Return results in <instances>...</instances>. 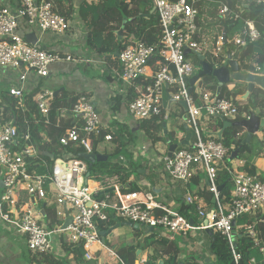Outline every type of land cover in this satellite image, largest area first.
I'll list each match as a JSON object with an SVG mask.
<instances>
[{
  "label": "built area",
  "instance_id": "1",
  "mask_svg": "<svg viewBox=\"0 0 264 264\" xmlns=\"http://www.w3.org/2000/svg\"><path fill=\"white\" fill-rule=\"evenodd\" d=\"M20 1L21 5L13 8L9 0H4L0 9V76L3 71L9 73L3 89L13 98L21 99L29 94V88L31 91L35 89L33 102L42 118L47 120L54 93L43 89L41 84L40 87L39 82L48 78L49 70L55 63L82 61L71 54L43 49L38 39L35 44L27 43L25 35L33 31L67 36L74 40L75 36L71 33L72 27L68 19L58 11L52 0ZM150 1L159 22L158 44H125L116 56L109 59L97 56L98 63L107 66V60H111L110 69L114 82L121 84L126 93L133 88L135 97L127 102L126 110L137 123L157 117L165 109L162 104L164 88L168 90L169 99L186 103V123L191 132V141L188 145L177 148L172 156L167 155L166 149L158 158L165 174L172 181L187 182L195 169L202 171L206 178L205 192L213 199L212 211L206 213L198 198L186 196L184 205L194 206L199 222V225L195 222L191 225L189 220L193 218L157 203L151 193L120 190L125 182H121L117 175L98 181L89 180L86 177L87 166L83 165L82 160H70L71 154L64 155L59 151L62 147L72 145L80 152L92 153L95 139L102 136L105 130L94 104L83 96L77 98L70 110L63 109L59 113V117L65 119L81 115L76 119L80 126L74 125L57 139L59 147L55 149L51 164L42 160L38 164L45 171L42 174L30 171L26 160L28 157L40 158L29 132L18 137L17 126L0 120V223L13 228L25 238L26 246L31 252L52 254L53 238L56 237L58 242L63 238L69 245L79 246L84 252L85 260L93 258L92 247L99 245L100 250H105L120 264L124 263L105 245L99 234L101 226H106L111 220H122L145 229L150 227L170 240L185 238L194 231L208 229L213 235L228 241L234 263L240 264L241 254L236 251L231 239L232 222H237L245 215L256 214L264 208V177L244 172L232 174L224 166L231 154L229 148L220 141L218 133H210L203 128L204 123L214 118L234 120L238 108L232 99L218 97L211 103L214 94L206 92L198 82L194 84L192 94H189L188 84L184 81V78L194 77L199 70L198 66L194 67L188 60L187 50L191 54H210L211 60L219 56L226 59L222 36L216 42L214 50L204 48L198 42L201 31L197 24L200 15L197 4L200 0ZM260 3L261 0H257L256 4ZM231 13L228 6H223L219 15L225 19ZM232 17L234 20L239 19L237 14L232 13ZM21 24L27 28V33L20 32ZM260 38L261 34L254 23L245 21L243 28L237 30L229 42L238 49L248 43H255ZM236 51L231 52V55ZM155 59L161 65L158 72H153L151 68ZM254 65H261V60L257 59ZM21 67L25 69H19ZM17 69L20 70L19 74L14 71ZM248 118V115H243V120ZM165 120H168L167 115ZM104 139L110 141L111 136L106 135ZM130 151L134 154L132 148ZM145 151L144 146L138 149V153L143 156ZM120 160L124 162L123 158ZM223 168L232 175L233 184L230 200L226 203L218 190V174ZM109 190L112 191L107 192ZM31 197L36 205L32 204ZM50 206L55 207L60 221L53 230L40 223L42 215L38 209ZM67 215L72 220L62 229ZM245 230L250 237H255L252 227L246 226ZM253 244L264 255V247L257 240ZM250 262L253 263L254 260ZM260 264H264V259Z\"/></svg>",
  "mask_w": 264,
  "mask_h": 264
},
{
  "label": "trees",
  "instance_id": "2",
  "mask_svg": "<svg viewBox=\"0 0 264 264\" xmlns=\"http://www.w3.org/2000/svg\"><path fill=\"white\" fill-rule=\"evenodd\" d=\"M11 6L19 7L21 5L20 0H9ZM55 2V0H52ZM95 0H92L94 2ZM96 6L98 10L104 12L103 16L98 22L92 18L87 26L90 30L87 37V47L98 54L113 56L116 52L120 51L123 44H130L135 42H143L149 46H155L159 42L160 29L159 22L156 13L150 15L153 10V5L150 0H120L119 7L116 6V0H96ZM176 1V0H171ZM244 1V0H243ZM200 0L197 4L199 11V18L197 24L200 27L201 34L197 38L200 44H205L211 50L215 49V44L222 36L223 29H227V44L223 46L224 50L227 48L231 53L235 50L241 51L238 58V63L242 70L252 71L254 70V64L257 59L264 62V58L255 52L256 48H260L264 52V3L256 4L257 0ZM90 2V3H92ZM247 5V8H243ZM0 0V9L2 8ZM223 6H228L233 14H237L239 19L234 20L232 13L225 19H222L219 15ZM15 8V7H14ZM62 8V7H61ZM62 8L60 11L66 18L69 17V12ZM87 13L91 14L93 10H87ZM129 19L136 18L133 22L127 23L123 38L121 41L117 40L115 32L119 30L122 23V14ZM82 19L85 20V16ZM88 14V15H89ZM140 15H144V18H138ZM150 17L147 18V16ZM91 16V15H90ZM245 21H251L254 23L256 29L260 32L261 38L255 43H248L243 48L236 49L230 41L235 32L244 26ZM218 65H222L224 60L222 56L214 59ZM264 65V64H263ZM262 65L258 67L261 68ZM151 68L153 72L161 70V65L156 63V59L152 61ZM206 84L204 90L215 94L216 85L212 83L211 78L205 79ZM231 90L226 86L223 88L220 98H231L234 104L238 108L237 117L234 120H227L229 122H239L243 120V115H248L250 112H257L260 116H264V92L259 89H255L246 101H236V97L243 95L246 92V86L243 84L230 83ZM34 94H26L21 99H16L4 90H0V120L4 122H12L18 128V137H23L24 134L29 132L31 142L35 148L37 154H40V158L28 157L26 158L30 171L35 173H44L45 171L39 166L41 160L48 165L51 164L50 159L45 155V152L54 153L57 145V139L65 134V131L75 126H80L79 121L74 123L75 118L65 119L60 118L59 113L63 109L70 110L75 104L76 100H71V94L67 91H61L57 94L51 106L49 117L46 120L39 114L36 105L33 102ZM135 97L133 88L128 90L125 96V101L129 102ZM113 111H118L122 107L121 101L117 100ZM125 102V103H126ZM21 103V104H19ZM166 109L162 110L161 114L157 117H153L149 120L142 121L139 124V131L145 135V137L151 142L152 145L165 144V137L167 136L171 143L177 144V133L184 132L183 126L179 127V131L173 130L163 135L165 130L164 125ZM223 127V122L220 118H215L213 125L210 126L214 131H220ZM115 129H106L103 131L102 136L95 139L93 148L97 145L105 146V155L108 157L106 161L95 163L93 165H87L89 172V178L95 181L101 180L104 177L118 176L121 182H126L134 172L142 168V165L133 161V153L128 149L133 144L135 138V129H126L124 126L115 124ZM106 135L111 136L110 141H105ZM244 130L240 127L230 126L227 127L220 138V141L230 150V153L236 149L241 140L244 137ZM261 150V151H259ZM61 154H71L70 160L79 159L78 155L81 150L75 149L74 146L62 147ZM250 153L251 157L244 162V165L239 169V172H244L249 175L256 176L255 166L252 164L254 156L258 157L263 155L264 157V140L257 138L252 141L251 146H244L238 155L239 160H243V152ZM113 158V159H111ZM120 158H123L125 162H121ZM230 165L229 163L227 164ZM96 169H101L98 174ZM221 177V184H225L221 189L220 194L223 201H229L231 192L233 190V184L229 179V174L223 173ZM124 192H135L137 189H126ZM193 197L199 200L204 195L193 194ZM209 201V200H208ZM180 214L194 219L196 225H199L197 217L195 216L194 206H184L180 211ZM49 221V222H48ZM41 224L48 226L50 230L55 229L59 225V220L55 214V208H45V217L40 219ZM240 233L243 234L240 229ZM264 234V232H263ZM140 234H136L134 241L130 240L128 244L123 246L117 251L118 257L124 264H134L135 254L138 249H150L153 254L148 258L150 264H156L159 259H163L165 264H178L180 259L181 248L178 241H169L161 238L154 232L150 233L147 237L141 241L138 240ZM253 239L245 238L242 236L240 243L236 244V251L241 254L240 264H248L249 260L254 257L253 254ZM60 248L66 255L72 256L73 261L76 264H84L83 253L81 249H74V246L69 245L65 239L61 238L59 242ZM210 252L215 256V264H235L233 261L231 249L228 241L217 235H214L210 239ZM25 256L28 258L31 264H68L65 259L55 257L50 253H36L26 249ZM196 258L186 257L182 261L184 264H195ZM257 261L256 264H259Z\"/></svg>",
  "mask_w": 264,
  "mask_h": 264
},
{
  "label": "crops",
  "instance_id": "3",
  "mask_svg": "<svg viewBox=\"0 0 264 264\" xmlns=\"http://www.w3.org/2000/svg\"><path fill=\"white\" fill-rule=\"evenodd\" d=\"M243 1V0H242ZM7 2V0H6ZM92 0H55V5L60 12L62 8H65L64 10L69 12V17H67L69 23L71 24L72 30L71 33L73 36H75L74 39H69L67 36L64 37H58L51 34H41L37 32H31L35 33L37 39L39 40V43L41 46L45 47L48 51L52 52H58L62 54H71L77 60H81L82 62H59L52 65V67L49 70V76L45 80H42L39 82V86L43 89H48L55 93L58 90L67 91L69 94H71V100H75L80 97H86L89 99L95 106L96 111L99 114L100 121L103 125V127L106 129H113L114 128V122H118L120 124L125 125V123L121 122L118 118H115L113 114L121 112L123 109L126 110V104L125 96H126V89L121 86V84L114 82L112 78V71L110 69L111 67V60H107V66L101 63H98V57L101 56L102 58L107 57L108 55L104 54H98L87 47V37L90 32L88 29V25L90 21L95 19L96 22L99 21V19L103 16L104 12L98 10L96 6V0L92 3ZM1 3L4 4V0H1ZM244 4L245 0L243 1ZM16 6H13V8ZM62 7V8H61ZM93 10L91 14L87 13V10ZM82 13L83 16H85V20L82 19ZM89 14V15H88ZM91 15V16H90ZM19 30L21 33L25 34L27 33V28L21 24L19 26ZM27 34H30L29 32ZM123 38V36H122ZM117 52L113 54V56H116ZM191 56L193 58H196V56L192 53L188 55V60L190 61ZM190 58V59H189ZM109 59V57H107ZM84 60H90L88 63H84ZM255 64V63H253ZM261 63V65H263ZM90 70L91 73L88 71ZM31 77V76H30ZM31 79H34L31 77ZM35 80V79H34ZM0 81H2V78L0 76ZM7 84V80H6ZM41 84V85H40ZM3 86V88H5ZM3 88H0L3 89ZM166 94L168 95V90L164 88ZM231 90V86L230 89ZM36 90L31 88L28 89V93L33 94ZM61 92V91H60ZM59 92V93H60ZM207 92V91H206ZM58 93V94H59ZM210 93V92H208ZM212 94V93H210ZM116 98H118V101H121L122 107L118 111H113L112 107L116 104ZM169 98V96H167ZM126 102V103H125ZM164 100L162 101L163 104ZM176 104V107L178 108V104ZM171 104L170 107H163L166 109V115L168 116V120L165 124V130L166 134L170 131L177 130L179 131V127L183 126L182 121V115L183 110L181 108V112L179 114V122L176 121L178 118L176 115L177 108H175ZM169 111L174 112L173 116V123H170V115ZM172 120V119H171ZM141 122H135V124H131V129H135L134 134H136L139 130V124ZM214 119L209 120L207 123H204V130L208 131L210 133H218L219 131H214L212 128H210L211 125H213ZM169 124H171L169 126ZM127 125V124H126ZM133 127V128H132ZM165 134V135H166ZM164 135V132H163ZM167 137V136H166ZM186 137V132L177 133L176 138L178 143L183 141ZM191 141V140H190ZM175 144V143H172ZM149 145L152 146L153 152L152 153H145V156H148V160H143V162H147L146 165L141 164L142 168L138 167L135 172L140 171L144 172L140 174L142 176V180H140V183L144 187H140L138 183H136V177L134 176V189H137V191H142L151 193L154 197V200H156L157 203H160L164 206H166L169 209H172L174 211H180L185 205L184 200L186 196L193 195V194H200L202 193L204 197L202 196L200 201V206L202 207L203 211L206 213H209L213 209V199L212 197L205 192V186H206V178L202 171L200 170H194L191 178L187 182H181V181H172L170 180L167 175L164 172L162 163L160 162L159 158L156 157V150H154V145L151 144L149 141ZM97 145L95 148V153L101 154L106 156L105 153V146ZM144 145H141V147ZM140 147V148H141ZM146 149L148 147L144 146ZM157 151L159 152V156L161 152H164L167 149V144H159L155 146ZM132 150L136 148L135 144H132L128 147V149ZM261 151V150H259ZM241 152V151H240ZM239 152V153H240ZM154 155V159L157 158L158 161L153 162L152 156ZM243 160L235 159L231 162H225L224 166L228 168L232 174L240 173L239 169L244 165V162L251 157L250 153L244 151L242 154ZM107 157V156H106ZM139 157H144L141 153H139ZM108 158V157H107ZM230 164L229 166L227 164ZM139 164V163H138ZM252 164L255 166L256 169V176L258 177H264V157L261 153L258 157L254 156L252 159ZM223 173L229 174L224 168L220 171L218 174L219 182H221V177L223 176ZM221 176V177H220ZM231 176L229 175V179L231 181ZM129 180V179H128ZM128 180L126 182H128ZM148 180H150L154 184V192H152L153 188L150 186ZM95 181V180H94ZM229 182V181H227ZM91 185V181H90ZM220 185H222L220 183ZM219 185V186H220ZM192 186H195V189L192 190ZM158 198V199H156ZM209 200V201H208ZM226 203V201H224ZM45 215V213H44ZM196 216V214H195ZM44 218V217H43ZM200 219V218H199ZM117 220V219H116ZM201 222H203V219H200ZM115 220H111V222L107 226H101L100 231H106L108 228L114 225ZM120 223H124L125 221L118 220ZM49 222V221H48ZM112 224V225H110ZM44 226H47L43 224ZM49 226V224H48ZM246 226L252 227L255 237L252 238L249 236L247 231L245 230ZM240 229L242 230L243 234L240 233ZM235 230L238 234V237L236 238V244L240 243V240L242 236L245 238H251L253 239V242L255 240L260 243L261 246L264 247V208L259 210L256 214H249L245 215L236 222ZM154 232L155 234L161 238H164L169 241H178L179 246L181 248L180 252V259L183 263V259L186 257H193L196 258L195 264H202V259L196 257L195 252H200L202 257L208 258L207 263L208 264H215L216 259L215 256L211 254L209 246H210V239L212 236H209L205 233V231H200L204 234V236L208 240V246L205 250L202 249L203 245V239L200 241L198 234L195 232H192L190 235H188L185 238H176L174 240H170L163 236V234L152 230L151 232L148 231V229L140 228L138 230L130 229L127 227H120L117 230H115L113 233L108 235L104 240H102L105 245L110 248L115 254H117V251L128 244L130 240L134 241V238H136V234H140L138 240L141 241L143 238L147 237L150 233ZM248 234V237L246 235ZM109 239V240H107ZM189 240V241H188ZM54 245H53V252L52 255L55 257L63 258L66 260L68 264H76L73 261V257L66 255L62 248H60L58 240L56 237L53 238ZM192 242V243H190ZM192 246L191 248H188V251L186 252L184 249L186 245ZM99 245H94L92 247L94 253L93 258L90 260L84 259V252L81 249L83 253V260L85 261L84 264H89L93 262V264H120L118 260L114 259L107 253L105 250H100ZM26 243L25 238H23L21 235H19L13 228L0 223V264H31L28 260V258L25 256L26 253ZM75 249V248H74ZM253 249L257 250V248ZM76 250V249H75ZM137 251H140V254L138 256V259H136L135 254V263L138 264H150L148 261V258L153 254V251L150 249H138ZM136 251V252H137ZM258 251V250H257ZM259 252V251H258ZM118 255V254H117ZM161 260V259H159ZM163 260V259H162ZM250 260H254L253 263L250 262ZM248 264H256L257 259L253 257L250 259ZM164 264L165 261L163 260ZM262 262V261H261ZM259 262V264L261 263ZM134 263V264H135ZM157 264V263H156ZM206 264V263H203Z\"/></svg>",
  "mask_w": 264,
  "mask_h": 264
},
{
  "label": "water",
  "instance_id": "4",
  "mask_svg": "<svg viewBox=\"0 0 264 264\" xmlns=\"http://www.w3.org/2000/svg\"><path fill=\"white\" fill-rule=\"evenodd\" d=\"M264 3V0H263ZM120 4V0H116V6L119 7ZM247 5H244L243 8H247ZM154 8L153 10L150 12V15H152L154 13ZM122 14V23H121V27L119 28V30H117L115 32V35L117 37L118 41L122 40V36H123V32H124V28L126 26L127 23L133 22L136 18L133 19H129L126 16H124V14L121 12ZM150 15L147 16L150 17ZM144 15H140L138 18H144ZM264 36V35H263ZM227 29L224 28L223 32H222V39H223V46H226L227 44ZM25 41L27 43L30 44H35L37 42V37L35 33H30L25 35ZM43 49H46L45 47L42 46ZM225 54H226V59L224 60L222 65H218L215 60H211V58H207L206 55H202L200 53H196L194 52L193 54L196 56V60L198 63V67L199 70L197 72V74L188 79V78H184V81L187 82L188 84V93L192 94L193 92V86L196 82L199 83V85L203 86L206 84L205 79L206 78H211L212 79V83H208L210 85H212L213 83H215L216 85V90H215V94L212 98L211 103H214L218 97L220 96L222 90L224 87H230V83H235V84H243L246 86V92L243 95H239L236 97V101H246L250 94L255 90V89H259L260 91L264 92V65L261 66V68L259 70H255L253 71H244L242 70V68L240 67L239 63H238V58H239V54L241 53V51L236 52L233 56L231 55V53L228 51V49L226 48L225 50ZM187 55H190L191 52L190 51H186ZM205 82V83H204ZM61 90H58L54 93V96H56ZM168 100V107H170L171 104L177 103L183 110V115H182V121H183V128L186 132V137L183 141H181L180 143L177 144H172L168 137H165V143L167 144V155L170 157L172 156V153L179 148L180 146H184V145H188L189 141L191 139V132L189 130V127L187 126V106L186 103L181 101V102H175L169 98H167ZM81 115L77 116V118H79ZM248 119H244L241 120L239 122H229L224 118H220V120L223 122V127L222 129L218 132L217 136L219 138H221V135L223 133V131L230 126H234V127H240L244 130V137L241 140L240 145L234 149L227 162H231L235 159L238 158L239 152L243 149L244 146H251L252 141L255 139V137L257 138H262L264 140V116H260L257 112H250L248 114ZM165 127V125H164ZM166 134V130H164V135ZM45 155L49 158L52 159L53 155L50 153H45ZM78 158L81 159L82 161H85L88 165H93L95 163H100V162H104L107 160V157L95 152L92 153H80L78 155ZM144 172H140L137 171L136 174H142ZM89 176V172L86 173V177ZM230 181V180H228ZM150 186L153 188L152 192L155 193L156 190H154V184L148 180ZM225 184H222L218 187V190L221 191V189L224 187ZM134 176H131L128 180V182H126L123 186H121L119 189L120 190H126V189H131V187H134ZM0 187H1V182H0ZM112 190H109L107 192H110ZM106 192V193H107ZM31 202L33 205H36V202L34 200L33 197H31ZM39 212L43 215L44 217V210L43 209H39ZM72 217L67 215L65 221L63 222L61 228L65 229L71 222ZM190 224L193 225L194 224V220L190 219L189 220ZM206 223V221H204V224ZM120 227H127L130 229H135L138 230L140 229V226L137 224H132L129 222H124V223H120L118 220L114 221V225L111 226L110 228H108L106 231H100L99 234L102 237V239L104 240L108 235H110L111 233H113L115 230H117ZM232 227H233V231L231 233V239L233 241V245L234 248H236V238L238 237V234L235 230L236 227V221L232 222ZM152 228H148V231H152ZM205 232H207V234L209 236H212V232L208 229L205 230ZM246 237H248V234L246 235ZM75 249H79V246H77ZM140 254V251L136 252V259H138V256ZM135 264H138L137 262ZM157 264H164L163 260H158ZM178 264H184L182 262H179Z\"/></svg>",
  "mask_w": 264,
  "mask_h": 264
},
{
  "label": "rangeland",
  "instance_id": "5",
  "mask_svg": "<svg viewBox=\"0 0 264 264\" xmlns=\"http://www.w3.org/2000/svg\"><path fill=\"white\" fill-rule=\"evenodd\" d=\"M59 37V36H58ZM62 38V37H61ZM202 45H204L205 47L204 48H209L208 46H206L205 44H202ZM255 52L258 54H260L263 58H264V52L260 49V48H256L255 49ZM206 55V57L209 59L210 58V54H205ZM190 59V58H189ZM190 63L194 66V67H197L198 66V63H197V61H196V58H193V56H191V59H190ZM19 69H21V70H24L25 69V67H21V68H19ZM19 69H17V70H14L17 74H19L20 73V70ZM89 73H91L90 72V70L88 71ZM2 74L3 75H1V78H2V81H0V88H3V86H5L6 85V80L8 79L7 78V75L9 74L8 72H6V71H3L2 72ZM205 83V82H204ZM163 100H164V102H163V104H164V107L166 108L167 107V103H168V100H167V94H166V92L164 91V93H163ZM175 108H177L176 107V104H174L173 105ZM180 112H181V108L178 106V108H177V111H176V115H177V119H176V121L177 122H179L180 120H179V114H180ZM256 112V111H255ZM114 116H115V118H118L121 122H123V123H125V125H123V124H120V123H118V122H114V124H117V125H121V126H124L126 129H131V124H135V121L128 115V113L126 112V111H124V109L121 111V112H118V113H115V114H113ZM169 115H170V123L172 124L173 123V116H174V112H171V111H169ZM172 119V120H171ZM215 119V118H214ZM127 124V125H126ZM171 124H169V126L171 125ZM115 126V125H114ZM133 128V127H132ZM113 129H115V128H113ZM133 144H135L136 145V148H134L133 150H134V154H133V161L135 162V163H141V164H143L144 163V165H146L147 164V162H143V160H148V156H145L144 155V157H139V153H138V149H140V147H141V145H144V146H146V147H148L147 149H146V151H145V153H152L153 152V148H152V146L151 145H149V140L145 137V135L142 133V131H138L136 134H135V138L133 139ZM159 145V144H158ZM101 148H102V146H101ZM154 150H156V152H155V154H156V157H159V152L157 151V149H156V147L154 146ZM155 157H154V155L152 156V160H153V162H156V161H158L157 160V158L156 159H154ZM111 159H113V158H111ZM237 160V159H236ZM225 162H227V160L225 161ZM146 163V164H145ZM83 165L84 166H87V163L84 161L83 162ZM96 172L99 174L100 172H101V169H96ZM135 177H136V183H138L139 185H140V187H144L141 183H140V180H142V176L140 175V174H136V172H134V174H133ZM0 178H2V173H1V170H0ZM192 190H194L195 189V186H192V188H191ZM143 191V190H142ZM156 199H158V198H156ZM156 201V200H155ZM108 224H106V226H107ZM110 225H112V224H110ZM108 227V226H107ZM196 234H198V236H199V240L201 241L202 239H203V245L201 246L202 247V249L203 250H205L206 249V247L208 246V240H207V238L204 236V234L202 233V232H200V231H194ZM206 234H207V232H205ZM65 237L67 238L68 237V235H65ZM107 240H109V239H107ZM189 241V240H188ZM190 243H192V242H190ZM190 243H189V245H186V247H185V251L187 252L188 251V248H191L192 246H194V244H192V246L190 245ZM253 254H254V257L257 259V261H262L263 259H264V255L263 254H260L257 250H255V249H253ZM195 255H196V257H198V258H200V259H202V262L203 263H206V264H208L207 263V260H208V258H204V257H202V255L200 254V252H195ZM202 263V264H203ZM89 264H93V262H91V263H89Z\"/></svg>",
  "mask_w": 264,
  "mask_h": 264
},
{
  "label": "clouds",
  "instance_id": "6",
  "mask_svg": "<svg viewBox=\"0 0 264 264\" xmlns=\"http://www.w3.org/2000/svg\"><path fill=\"white\" fill-rule=\"evenodd\" d=\"M123 45H125V44H123ZM123 45H122V46H123ZM118 52H119V51H118ZM118 52H117V53H118ZM116 55H117V54H116ZM196 61H197V60H196ZM54 97H55V96H54ZM77 119H78V118H77ZM75 122H76V117H75L74 123H75ZM93 150H94V152H95V149H94V148H93ZM45 153H48V152H45ZM81 153H83V152H81ZM50 154L53 155L54 153H50ZM79 154H80V153H79ZM52 158H53V157H52ZM50 160H51V159H50ZM80 160H81V159H80ZM83 162H84V161H83ZM124 162H125V160H124ZM87 165H88V164H87ZM87 169H88V166H87ZM89 175H90V174H89ZM88 177H89V176H88ZM89 180H90V179H89ZM91 180H92V179H91ZM125 183H126V182H125ZM125 183H124V184H125ZM124 184H123V185H124ZM36 204H37V203H36ZM41 206H42V205H41ZM51 207H52V206L47 207V208H51ZM54 208H55V207H54ZM38 209H43V210H44V213H45V208H44V207H43V208H38ZM55 214H56V212H55ZM41 215H42V214H41ZM44 217H45V215H44ZM56 217H57V216H56ZM42 218H43V215H42ZM57 219H58V218H57ZM58 220H59V219H58ZM59 224H60V221H59ZM42 225H43V224H42ZM46 227L48 228V226H46ZM140 228H141V226H140ZM48 229H49V228H48ZM49 230H50V229H49ZM59 242H60V241H59ZM59 242H58V243H59ZM59 246H60V245H59ZM74 248H76V247H74ZM79 248H80V247H79ZM116 255H117V254H116ZM117 256H118V255H117ZM121 261H122V260H121ZM119 263H120V262H119Z\"/></svg>",
  "mask_w": 264,
  "mask_h": 264
},
{
  "label": "bare ground",
  "instance_id": "7",
  "mask_svg": "<svg viewBox=\"0 0 264 264\" xmlns=\"http://www.w3.org/2000/svg\"><path fill=\"white\" fill-rule=\"evenodd\" d=\"M259 69H260V68H259L258 66H255V65H254V70H252V71L254 72L255 70L257 71V70H259ZM247 71H249V70H247ZM256 71H255V72H256ZM100 238L102 239L101 236H100ZM102 240H103V239H102Z\"/></svg>",
  "mask_w": 264,
  "mask_h": 264
}]
</instances>
